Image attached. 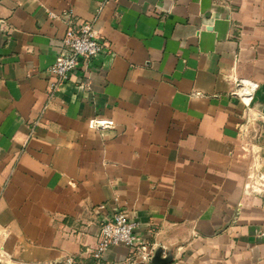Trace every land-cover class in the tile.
<instances>
[{
    "label": "crops",
    "instance_id": "0c3cea01",
    "mask_svg": "<svg viewBox=\"0 0 264 264\" xmlns=\"http://www.w3.org/2000/svg\"><path fill=\"white\" fill-rule=\"evenodd\" d=\"M93 19L107 46L48 102ZM263 150L264 0H0V264H152L93 258L116 209L169 264H264Z\"/></svg>",
    "mask_w": 264,
    "mask_h": 264
},
{
    "label": "built area",
    "instance_id": "2783aa9c",
    "mask_svg": "<svg viewBox=\"0 0 264 264\" xmlns=\"http://www.w3.org/2000/svg\"><path fill=\"white\" fill-rule=\"evenodd\" d=\"M50 14L52 16L55 15L54 13ZM69 14L72 15V11H69ZM95 24L96 19L90 21H72L67 28L60 41L62 50L50 66L54 80L49 85L48 102L55 97L62 83L78 69L80 60H82L86 67H89L91 61L101 54L107 46V43L102 41L97 35ZM39 121L40 117L37 118L34 126ZM89 125L95 128L108 127L112 125V121L92 119L89 121ZM32 133L33 131H31V135ZM104 207L105 204L98 205V208ZM136 227V221L132 220L125 210L116 209L109 218L100 223L97 244L92 252L93 258L100 260L110 246L122 244L128 247L130 251L137 252L143 258L151 261L155 248L144 241L138 243V238L135 234ZM64 264L79 263L70 256L67 257Z\"/></svg>",
    "mask_w": 264,
    "mask_h": 264
},
{
    "label": "water",
    "instance_id": "95a60500",
    "mask_svg": "<svg viewBox=\"0 0 264 264\" xmlns=\"http://www.w3.org/2000/svg\"><path fill=\"white\" fill-rule=\"evenodd\" d=\"M164 254V250L160 247H157L154 250V253L151 257V263L152 264H169L172 262V255L171 253H166V255Z\"/></svg>",
    "mask_w": 264,
    "mask_h": 264
},
{
    "label": "rangeland",
    "instance_id": "374dc122",
    "mask_svg": "<svg viewBox=\"0 0 264 264\" xmlns=\"http://www.w3.org/2000/svg\"><path fill=\"white\" fill-rule=\"evenodd\" d=\"M264 151V150H263ZM249 159H253L257 155V151L253 147H248Z\"/></svg>",
    "mask_w": 264,
    "mask_h": 264
}]
</instances>
